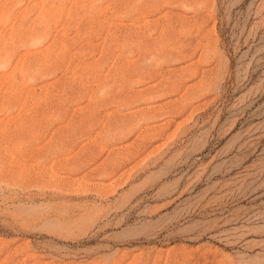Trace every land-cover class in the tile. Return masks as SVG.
I'll use <instances>...</instances> for the list:
<instances>
[{
  "label": "rangeland",
  "instance_id": "obj_1",
  "mask_svg": "<svg viewBox=\"0 0 264 264\" xmlns=\"http://www.w3.org/2000/svg\"><path fill=\"white\" fill-rule=\"evenodd\" d=\"M0 264H264V0H0Z\"/></svg>",
  "mask_w": 264,
  "mask_h": 264
}]
</instances>
